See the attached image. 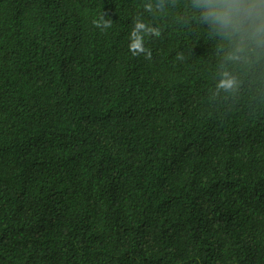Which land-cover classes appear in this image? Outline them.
Segmentation results:
<instances>
[{
	"label": "trees",
	"instance_id": "1",
	"mask_svg": "<svg viewBox=\"0 0 264 264\" xmlns=\"http://www.w3.org/2000/svg\"><path fill=\"white\" fill-rule=\"evenodd\" d=\"M0 264H264V0H0Z\"/></svg>",
	"mask_w": 264,
	"mask_h": 264
},
{
	"label": "clouds",
	"instance_id": "2",
	"mask_svg": "<svg viewBox=\"0 0 264 264\" xmlns=\"http://www.w3.org/2000/svg\"><path fill=\"white\" fill-rule=\"evenodd\" d=\"M211 17L214 22L222 23L225 27L231 22V9L227 10H213L206 14V19ZM137 29L144 27L143 24L137 23ZM130 48H139V43L130 46ZM143 49H141L142 51ZM135 54V53H134ZM234 81L230 79H222L218 84L219 88L229 89L232 87Z\"/></svg>",
	"mask_w": 264,
	"mask_h": 264
}]
</instances>
